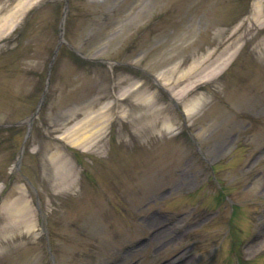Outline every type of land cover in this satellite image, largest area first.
<instances>
[{
  "label": "rangeland",
  "instance_id": "rangeland-1",
  "mask_svg": "<svg viewBox=\"0 0 264 264\" xmlns=\"http://www.w3.org/2000/svg\"><path fill=\"white\" fill-rule=\"evenodd\" d=\"M29 1L0 0V17ZM68 2L62 38L65 2L48 0L34 16L26 12L25 22L31 19L20 32L0 39V126L12 124L0 129V185L44 189L40 239L28 232L7 239L0 264H239L242 256L246 264H264V0ZM105 59L110 68L95 62ZM196 66L192 78L174 81ZM213 68L219 76L196 82ZM146 72L174 78L178 88L188 83L184 102L201 98V105L184 115L182 103L171 105ZM45 90L27 137L28 123L15 124L36 113ZM146 91L162 99L151 108L185 118L181 133L146 128L150 141L116 157L108 145L130 134L117 125L118 114L131 106L142 114ZM77 136L98 141L79 152L86 169L75 168L83 179L80 192L72 189L75 198L53 185L58 165L66 174L76 166L65 143ZM47 219L56 263L46 249Z\"/></svg>",
  "mask_w": 264,
  "mask_h": 264
},
{
  "label": "bare ground",
  "instance_id": "bare-ground-1",
  "mask_svg": "<svg viewBox=\"0 0 264 264\" xmlns=\"http://www.w3.org/2000/svg\"><path fill=\"white\" fill-rule=\"evenodd\" d=\"M32 1V0H31ZM31 1L29 3L25 2V3H21V5L19 4V6L17 7H20V9H18L17 11H12L10 13V15H7L6 17H1L0 19V39L5 35L7 34L9 31L12 30V28H14L16 25H18L19 21H20V18L24 15V13L29 9L31 8L32 6V3ZM26 10V11H25ZM253 11L255 12L253 14V18H259L261 12H260V6H257V5H253ZM235 51V50H234ZM230 59V58H229ZM223 61V60H222ZM200 66V65H199ZM199 66H196L195 68L193 67H190V70L186 71V72H183V76L182 77H179L178 79L174 80V81H178L179 79H183V78H192L193 75L191 73H193V71H198L197 67ZM220 70L218 68H213L212 71H209L207 76H204L202 79H196V82H200L202 81L204 78L208 77H213L214 75L217 74V71ZM166 81L170 82L172 81L173 79L169 78V76H165L164 77ZM172 84L173 83H170V86L169 88H172ZM189 86L187 87H184L183 89H178L177 91L174 90L173 91V95L177 96V97H181L182 94L185 92V90L188 89ZM150 99L148 98H144L141 100V102L143 104H149L150 103ZM200 99H196L194 100L193 102H186L184 105H185V112L187 115H192V113L195 112V110L198 108V106L200 105ZM149 126H154V122L152 124H149ZM166 126L167 128L169 129V131H172L174 130V127L175 125L173 124V122L171 123H166ZM172 129V130H171ZM66 139H70L72 141V143L74 145H78L84 149H87V148H90L91 146H93V144H95L94 142L92 141H89L87 140L88 138L87 137H67ZM69 140V141H70ZM63 186L64 188H67V189H70V187H72L73 185V181H69V183H66V181L63 182Z\"/></svg>",
  "mask_w": 264,
  "mask_h": 264
}]
</instances>
